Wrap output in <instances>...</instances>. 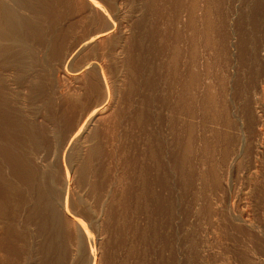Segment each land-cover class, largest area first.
Wrapping results in <instances>:
<instances>
[{
    "label": "rangeland",
    "instance_id": "obj_1",
    "mask_svg": "<svg viewBox=\"0 0 264 264\" xmlns=\"http://www.w3.org/2000/svg\"><path fill=\"white\" fill-rule=\"evenodd\" d=\"M92 1L101 10L22 0L12 7L24 20L20 41H0V81L22 118L15 136L31 124L41 136L24 153L57 193L60 264H264V0ZM107 95L105 112L69 143ZM149 143L168 166L167 186L136 181L129 159ZM19 186L23 196L0 212V264H53L54 230Z\"/></svg>",
    "mask_w": 264,
    "mask_h": 264
},
{
    "label": "bare ground",
    "instance_id": "obj_2",
    "mask_svg": "<svg viewBox=\"0 0 264 264\" xmlns=\"http://www.w3.org/2000/svg\"><path fill=\"white\" fill-rule=\"evenodd\" d=\"M34 1V0H33ZM43 1V0H42ZM89 2V1H88ZM22 3V0H0V41H2L1 39H3V38H9V37H11L13 40H15V39H17L18 41H20L19 39H20V33H19V29H20V27L22 26V24H24V20L22 19V18H20V16L15 12V10L14 9H12V7H13V5H16V6H18V5H20ZM39 3V2H38ZM53 3V2H52ZM220 3V2H219ZM225 3V2H224ZM261 4V3H260ZM90 5L93 7V8H95V9H97V10H101L100 9V6L96 3V1L94 2V1H92V0H90ZM151 5V4H150ZM43 6V5H42ZM50 6H52V5H50ZM49 6V7H50ZM21 7H23V6H21ZM41 8V7H40ZM219 8V7H218ZM43 9V8H42ZM41 9V10H42ZM51 9V8H50ZM157 9V8H156ZM226 9V8H225ZM37 10V9H36ZM45 10V9H44ZM47 10V9H46ZM152 10V9H151ZM43 11V10H42ZM221 11V10H220ZM100 12V11H99ZM151 12V11H150ZM263 12V11H262ZM48 13L49 12H47V14L46 15H48ZM43 14V13H42ZM54 14V13H53ZM148 14V13H147ZM251 15V14H250ZM50 16H52V15H50ZM50 16H48V18L50 17ZM170 16V15H169ZM168 16V17H169ZM241 16V15H240ZM54 17V16H53ZM226 17V16H225ZM27 19V18H26ZM248 19V18H247ZM30 21V20H29ZM244 21V20H243ZM145 23V22H144ZM29 24H31V23H29ZM35 25V24H34ZM55 25V24H54ZM138 25V24H137ZM259 25V24H258ZM33 26V25H32ZM31 26V27H32ZM37 26V25H36ZM39 26V25H38ZM38 26H37V28H38ZM35 27V26H34ZM159 27V26H158ZM36 28V27H35ZM36 28V29H37ZM42 28V27H41ZM40 28V29H41ZM53 28H55L54 26H53ZM111 28V26L107 29V30H105V31H102V32H100L99 33V31H98V33H97V35H96V37H91V38H89V39H87V40H85L83 43H81V44H83V45H88L90 42H91V44L93 43L92 41H95V39L96 40H98V38H101V37H103L107 32H109V29ZM154 28V27H153ZM31 29V28H30ZM46 29V28H45ZM38 30V29H37ZM47 30H48V28H47ZM50 30V29H49ZM53 30L54 29H52V32H53ZM154 30V29H153ZM157 30V29H156ZM23 31V30H22ZM51 31V30H50ZM57 31V30H56ZM112 31V30H111ZM40 32H41V30H40ZM49 32V31H48ZM30 33V32H29ZM110 33V32H109ZM154 33V32H153ZM23 34H24V32H23ZM22 34V35H23ZM32 34V33H31ZM42 34V33H41ZM47 34V33H46ZM46 34H44V35H46ZM21 35V36H22ZM43 35V34H42ZM41 35V36H42ZM51 35V34H50ZM146 35V34H145ZM24 36V35H23ZM22 36V37H23ZM36 36V35H35ZM148 36V35H147ZM42 37H45V36H42ZM11 38L9 39V42H10V40H11ZM41 38V37H40ZM160 38V37H159ZM48 39V38H47ZM56 39V38H55ZM21 40H24V39H21ZM44 40V39H43ZM50 40V39H49ZM100 40V39H99ZM103 40V39H102ZM137 40V39H136ZM142 41V40H141ZM3 42V41H2ZM5 42H7V41H5ZM16 42V41H15ZM15 42H14V44H15ZM25 42V41H24ZM96 42V41H95ZM98 42V41H97ZM19 43V42H18ZM21 43V45H24V43L22 44V42H20ZM19 43V44H20ZM28 44V43H27ZM26 44V45H27ZM30 45V44H29ZM48 45V44H47ZM55 45H56V43H55ZM90 45V44H89ZM31 46V45H30ZM42 46V45H41ZM52 46V45H51ZM50 46V47H51ZM54 46V45H53ZM140 46V45H139ZM182 46V45H181ZM22 47V46H21ZM20 47V48H21ZM31 47H33V46H31ZM44 48L46 47V46H43ZM58 47V46H57ZM80 47H81V45H80ZM145 47V46H144ZM7 48V47H6ZM12 48V47H11ZM82 48V47H81ZM16 49V48H15ZM174 49V48H173ZM10 50V49H9ZM9 50H7V52L9 51ZM147 50V49H146ZM179 50V49H178ZM11 51V50H10ZM15 51H17L18 52V50H14L13 51V53L15 52ZM21 52H22V50H20ZM24 51H25V49H24ZM56 51V50H55ZM174 51V50H173ZM6 52V53H7ZM27 52V51H26ZM46 52V51H45ZM48 53V52H47ZM46 53V54H47ZM55 53V52H54ZM53 53V54H54ZM178 53V52H177ZM23 54V53H22ZM27 54H29V53H27ZM49 54V53H48ZM51 54V53H50ZM15 55V54H14ZM36 55V54H35ZM57 55V54H56ZM165 55V54H164ZM169 55V54H168ZM171 55V54H170ZM1 56V55H0ZM10 56V55H9ZM12 56H13V54H12ZM15 56H18V55H15ZM15 56H13V57H15ZM47 56V55H46ZM45 56V57H46ZM21 57V56H20ZM19 57V59L21 60V58ZM144 57V56H143ZM155 57V56H154ZM30 57H28V59H29ZM31 58H33V57H31ZM170 58H172L171 56H170ZM3 59V58H2ZM25 59L27 60V58L25 57ZM9 60H12V59H10V57H9ZM35 60V59H34ZM40 60H43V58L42 59H40ZM146 60V59H145ZM157 60V59H156ZM173 60V59H172ZM171 60V61H172ZM4 61H6L5 59H4ZM23 61H25V60H23ZM22 61V62H23ZM28 61H30V60H28ZM144 61V60H143ZM160 61V60H159ZM169 61V60H168ZM168 61H166L167 63H168ZM10 62V61H9ZM13 62V61H12ZM17 62H19V60L17 61ZM21 62V61H20ZM19 62V63H20ZM36 62H38V61H36ZM142 62V61H141ZM147 62V61H146ZM24 63V62H23ZM39 63V62H38ZM166 63V64H167ZM15 64V63H14ZM17 64V63H16ZM27 64V63H26ZM146 64V63H145ZM169 64V63H168ZM147 65V64H146ZM145 65V66H146ZM153 65V64H152ZM171 65V64H170ZM14 66V65H13ZM15 66H17V65H15ZM142 66V65H141ZM148 66V65H147ZM164 66V65H163ZM142 67H144V66H142ZM169 67V66H168ZM168 67L167 66H165V68L166 69H168ZM177 67V66H176ZM20 68V67H19ZM150 68V67H149ZM152 68V67H151ZM184 68V67H183ZM17 69H18V67H17ZM22 69H24V68H22ZM33 69V68H32ZM141 69H143V68H141ZM20 70V69H19ZM146 70V69H145ZM148 70H150V69H148ZM176 71H178L177 69H175ZM143 71V70H142ZM180 71V70H179ZM135 72V71H134ZM144 72V71H143ZM150 72V71H149ZM151 72H152V70H151ZM161 72V71H160ZM191 72V71H190ZM23 73V72H22ZM136 73H138V72H136ZM24 74V73H23ZM143 74H145V72L143 73ZM150 74V73H149ZM177 74V73H176ZM181 74V73H180ZM132 75H134V74H132ZM142 75V74H141ZM175 75V74H174ZM25 76V75H24ZM137 75H135V77H136ZM143 76H145V75H143ZM150 76V75H149ZM162 76H164V75H162ZM176 76H178V74L176 75ZM176 76H175V78H176ZM138 77V76H137ZM180 79H181V90H180V93H179V97H178V100H179V102H181V104H183V103H186V101H184V98L186 97V95H185V91H186V78H185V76H181V77H179ZM22 79V78H21ZM150 79V78H149ZM149 79H146V80H149ZM159 79V78H158ZM23 80V79H22ZM137 80V79H136ZM191 80V79H190ZM132 81V80H131ZM130 81V82H131ZM145 82H147V81H145ZM161 82V81H160ZM180 82V81H179ZM190 82V81H189ZM3 83H5V82H3V81H0V137L1 138H4L3 140H5V145L3 144V146H0V212L1 213H3L4 215H8L9 214V212H8V214H6L7 213V210H8V207H9V205L10 204H12V202H13V199L15 200V198H17V197H15V195L16 196H21L18 192H19V190L20 189H17L18 188V185H20V186H23V188H25V190H29L30 191V193H33L32 194V198H33V203L34 204H32V211L34 212V214H35V216H36V219H38L39 220V223H45L47 226H49L50 227V229H52V230H54V233H53V237L54 238H52L53 240H49L50 242H49V245L51 246V247H49L50 249H51V251H52V258H53V261H54V263L53 264H60V262L62 261L61 260V255L63 254H61V252H60V248H63V242L60 240V237H59V235L61 234L62 235V231H60V230H58V227H59V229H60V226H58V224L60 223V215H59V213H58V211H57V209H56V205L53 203V194L55 193V191L50 187V185L48 184V181H46V179H45V175L46 174H43L42 172H41V169L39 170V167L37 168L36 166H34V162H33V160H31V157H29L28 155H26L25 153H24V151L25 150H27V148H29V147H36L37 146V144H38V137L40 136V135H38V132L37 131H35V129L32 127V124H31V128H29V127H26L27 125H25V127H20V129H21V131L24 133V136H23V138H21V137H16L15 136V133H14V127L15 126H17V127H19L20 125H22L21 123H20V121L22 120V118H21V120H19V119H17V118H14L13 117V114H12V112H11V104L9 103V96H8V98H7V96L5 95L6 93H5V91H4V87H5V85L3 84ZM150 83V82H149ZM165 83V82H164ZM99 84V83H98ZM132 84H133V82H132ZM131 84V85H132ZM144 84V83H143ZM142 84V85H143ZM153 84V83H152ZM190 84V83H189ZM4 85V86H3ZM145 85V84H144ZM95 86V85H94ZM134 86V85H133ZM178 86V85H177ZM137 87V86H136ZM135 87V88H136ZM143 87V86H142ZM132 88H134V87H132ZM134 88V89H135ZM146 88V87H145ZM189 88V87H188ZM36 89V88H35ZM142 89V88H141ZM8 90V89H7ZM140 90V89H139ZM177 90V89H176ZM7 92V91H6ZM132 92V91H131ZM148 92V91H147ZM8 93V92H7ZM150 93V92H149ZM10 94V93H9ZM145 96H146V94H145ZM150 96V95H149ZM185 96V97H184ZM11 97V96H10ZM165 97V96H164ZM108 98V95L107 96H105L104 98H103V100L101 101V102H99V105L96 107L95 106V108H93V110L89 113V115L87 116V119L85 120V123H82V125H80V128L78 129V130H76L77 132H75L72 136H71V138H69V143H70V141H72L74 138L75 139H77L78 138V136H81V133L84 131V129H86L89 125H91L94 121H96V119H98L102 114H103V112H105L104 110H105V107H106V99ZM110 99V98H109ZM144 99V98H143ZM176 99V98H175ZM186 99V98H185ZM108 100V99H107ZM181 100V101H180ZM109 101V100H108ZM176 101V100H175ZM132 104V103H131ZM97 105V104H96ZM108 105H109V103H108ZM179 105V104H178ZM17 107V106H16ZM19 107V106H18ZM184 108V107H183ZM18 110V109H17ZM175 111V110H174ZM18 113V112H17ZM139 114V113H138ZM142 115V114H141ZM17 116H19L18 114H17ZM141 120V119H140ZM99 121V120H98ZM32 122V121H31ZM38 122V121H37ZM23 123V122H22ZM25 123V122H24ZM26 124V123H25ZM41 124V123H40ZM94 124V123H93ZM147 124V123H146ZM90 128V127H89ZM15 129H16V127H15ZM34 129V130H33ZM17 130V129H16ZM15 130V131H16ZM18 131H19V129H18ZM55 131V130H54ZM134 131V130H133ZM17 132V131H16ZM18 133V132H17ZM50 133V132H49ZM20 133H18V135H19ZM85 134V133H84ZM21 136V135H20ZM41 138V136L39 137V139ZM65 138V137H64ZM42 139V138H41ZM41 139H40V141H41ZM75 139H74V141H75ZM3 140H1L0 142H2ZM179 140V139H178ZM129 141H130V139H129ZM174 141V140H173ZM125 142V141H124ZM150 142V141H149ZM121 143V142H120ZM1 144V143H0ZM67 144V143H66ZM127 144V143H126ZM69 145V144H68ZM128 145H130V144H128ZM150 147H147L148 149H146V152L144 153L143 152V155L145 154H147V159H146V162H142V161H140V162H142L141 164L140 163H138L139 162V160H141V159H138V157H140V156H142V157H145V156H143V155H139V154H137V155H135L133 158H130L129 160H130V162H132L135 166L133 167V170H134V175H135V177H136V181H139L142 185L140 186V187H143V185H148L149 187H151L152 185H151V183L152 182H156L157 181V179H158V181L160 182V183H162V185H165V186H167V184H168V172H169V170L166 168V167H168L167 165H166V167H165V164H163V162L162 161H160V159H158L159 157H160V155H161V152L160 151H156V150H158V149H154L153 147H152V145H154L155 146V144H151V143H149L148 144ZM100 146V145H99ZM156 146H157V144H156ZM31 147V148H32ZM45 147V146H44ZM48 147V146H47ZM64 147V146H63ZM67 147V146H66ZM183 147V146H182ZM95 148V147H94ZM118 148V147H117ZM137 148H138V146H137ZM137 148H135V149H137ZM144 148V147H143ZM157 148V147H156ZM159 148V147H158ZM139 149H140V147H139ZM104 150V149H103ZM121 150V149H120ZM125 150V149H124ZM161 150V149H160ZM39 151V150H38ZM142 151V150H141ZM94 152H97V151H94ZM137 153V152H136ZM140 153H142V152H140ZM92 154V153H91ZM115 154H117V153H115ZM130 154V153H129ZM125 155V154H124ZM167 155H168V153H167ZM106 157V156H105ZM121 157V156H120ZM128 157V156H127ZM97 158V157H96ZM141 158V157H140ZM125 159H127V158H125ZM128 160V159H127ZM38 161V160H37ZM88 161V160H87ZM36 162V161H35ZM120 162V161H119ZM146 163V164H145ZM140 164V165H139ZM94 165H95V163H94ZM153 165H156L160 170H157L158 172H160V174H159V176L157 177V178H155V180H153V179H151V174H153L152 173V171H154V169H153ZM126 166H127V164H126ZM132 166V165H131ZM96 167V166H95ZM128 167V166H127ZM48 169H50V168H48ZM93 171V170H92ZM129 171V170H128ZM130 171H132V170H130ZM156 171V170H155ZM53 173V172H52ZM130 175V174H129ZM154 175V174H153ZM91 176V175H90ZM133 176V175H132ZM127 178H129V177H127ZM126 178V179H127ZM159 178H160V180H159ZM99 180V179H98ZM132 180H134V179H132ZM51 181V180H50ZM88 181V180H87ZM130 181V180H129ZM135 181V182H136ZM132 181H130L129 182V184L131 183ZM135 182L133 181V184H135ZM138 182V183H139ZM65 184H66V182H65ZM132 184V183H131ZM133 184L131 185V186H133ZM138 185V184H137ZM161 185V186H162ZM19 186V187H20ZM17 187V188H16ZM57 188V187H56ZM64 188H66V187H64ZM63 188V189H64ZM129 188V187H128ZM61 189V188H60ZM130 190V189H129ZM141 189H139V191H140ZM143 190V189H142ZM141 190V191H142ZM146 190V189H145ZM148 190V189H147ZM23 191V190H22ZM26 191V192H27ZM29 191H28V194H29ZM132 191V190H131ZM134 191V190H133ZM136 191V190H135ZM149 191V190H148ZM25 192V191H24ZM26 192H25V194H26ZM20 193H22L21 192V190H20ZM19 194V195H18ZM55 194H57V193H55ZM59 194V193H58ZM30 195V194H29ZM137 195V194H136ZM23 196V195H22ZM26 196V195H25ZM125 196V195H124ZM140 196V195H139ZM22 198V197H21ZM25 198V197H24ZM27 198V197H26ZM29 198V197H28ZM31 198V199H32ZM18 199V198H17ZM30 199V198H29ZM54 199H55V197H54ZM20 200V199H19ZM144 200V199H143ZM22 201V200H21ZM14 202H16V200L14 201ZM13 202V203H14ZM23 202V201H22ZM21 202V203H22ZM29 202V201H28ZM19 203V202H18ZM18 203H17V205H18ZM31 203V202H30ZM20 204V203H19ZM24 205H26V201H25V204ZM29 205V204H28ZM11 206V205H10ZM21 206V205H20ZM63 206V205H62ZM22 207V206H21ZM20 207V208H21ZM25 207V206H24ZM30 207V206H29ZM17 207H15V209H16ZM14 211V210H12V209H9V211ZM23 210H25V209H23ZM29 210H30V208H29ZM59 210V209H58ZM19 211H20V209H19ZM27 211H28V209H27ZM6 212V213H5ZM15 212V211H14ZM22 212V211H21ZM26 212V211H25ZM18 213V212H17ZM27 213V212H26ZM11 214V213H10ZM21 214L22 213H20V216H21ZM9 216H11V215H9ZM13 216V215H12ZM15 216V215H14ZM63 216V215H62ZM1 217V216H0ZM6 217V216H5ZM23 217H24V213H23ZM27 217V216H26ZM3 218V217H2ZM13 218V217H12ZM35 218V217H34ZM72 218H74V217H72ZM4 219V218H3ZM3 219H1L0 221L2 222V220ZM6 219H8V217L6 218ZM16 219V218H15ZM19 219V218H18ZM18 219H16V220H18ZM21 220H23L22 218H21ZM27 220H28V218H27ZM27 220H25V221H27ZM30 220V219H29ZM64 220V219H63ZM74 220H76V219H74ZM248 220V219H247ZM9 221V220H8ZM13 221V220H12ZM79 221V220H78ZM77 221V223H79ZM20 222V221H19ZM24 222V221H23ZM22 222V223H23ZM76 222V221H75ZM6 223H7V225H9V222H7L6 221ZM6 223L4 224V226L6 225ZM10 223H11V221H10ZM14 223H17L16 221H14ZM31 223V222H30ZM29 223V224H30ZM33 223V222H32ZM38 223V222H37ZM38 223V224H39ZM12 224V223H11ZM21 224V223H20ZM27 224V223H26ZM36 223H34V225H35ZM76 224V223H75ZM74 224V225H75ZM16 225V224H15ZM24 225H25V222H24ZM33 225V224H32ZM33 225V226H34ZM37 225V224H36ZM35 225V226H36ZM61 225V224H60ZM78 225V224H77ZM12 226L13 225H9V226H7V229H8V231H10L11 229H12ZM26 226V225H25ZM25 226H23V228L25 227ZM42 226V225H41ZM13 227H15V226H13ZM18 227V226H17ZM21 227H22V225H21ZM38 227H39V225H38ZM38 227H37V229H38ZM49 227H47V229L49 228ZM79 227V226H78ZM2 228V227H1ZM16 228V227H15ZM31 228V227H30ZM36 228V227H35ZM41 228V227H40ZM39 228V229H40ZM80 228H81V226H80ZM79 228V229H80ZM4 229V228H3ZM6 229V230H7ZM14 229V228H13ZM26 229H27V227H26ZM32 229V228H31ZM30 229V230H31ZM43 229V228H42ZM45 229V228H44ZM49 229V230H50ZM83 229H85L84 228V226H83ZM2 230V229H1ZM17 230V229H16ZM18 230H20V228L18 229ZM28 230H29V228H28ZM33 230V229H32ZM51 230V231H52ZM7 231V232H8ZM21 231V230H20ZM22 231H24V230H22ZM26 231V230H25ZM37 231V230H36ZM35 231V232H36ZM39 231V230H38ZM79 231V230H78ZM17 232V231H16ZM30 232V231H29ZM28 232V233H29ZM41 232V231H40ZM39 232V233H40ZM83 232V231H82ZM81 232V233H82ZM9 233V232H8ZM17 233H19V232H17ZM32 233V232H31ZM45 233V232H44ZM47 233V232H46ZM84 233V232H83ZM86 233V232H85ZM5 234V233H4ZM11 234V233H10ZM19 234H22V233H19ZM26 234H27V232H26ZM35 234V233H34ZM2 235V234H1ZM7 235V234H6ZM12 235H14L13 233H12ZM16 235V234H15ZM15 235L13 236V237H15ZM36 235V234H35ZM39 235V234H38ZM44 235V234H43ZM46 235V234H45ZM49 235V234H48ZM79 235H80V232H79ZM81 235H83V234H81ZM27 236V235H26ZM25 236V237H26ZM33 237V236H32ZM43 237V236H42ZM48 237V236H47ZM63 237V236H62ZM75 237V236H74ZM83 237V236H82ZM1 238H3V237H1ZM18 238V237H17ZM21 238V237H20ZM46 238V237H45ZM66 238V237H65ZM6 239H7V236H6ZM11 239V238H10ZM32 239H34V238H32ZM48 239H50V238H48ZM86 239V238H85ZM77 240H78V238H77ZM88 240V239H87ZM86 240V241H87ZM33 241V240H32ZM84 241V240H83ZM1 242V241H0ZM6 242V241H5ZM24 242H25V240H24ZM65 242V241H64ZM77 242V241H76ZM14 243H15V241H14ZM29 243V242H28ZM33 243V242H32ZM35 243V242H34ZM41 243V242H40ZM39 243V244H40ZM44 243H46V242H44ZM6 244V243H5ZM5 244H3V245H5ZM9 244V243H8ZM27 244V243H26ZM77 244V243H76ZM83 244V243H82ZM10 245V244H9ZM25 245V244H24ZM34 245V244H33ZM44 245V244H43ZM2 246V245H1ZM0 246V247H1ZM11 246V245H10ZM12 247H13V245H12ZM16 247V246H15ZM22 247V246H21ZM30 247H31V245H30ZM29 247V248H30ZM36 247V246H35ZM44 247H45V245H44ZM47 247V246H46ZM4 248H6V247H4ZM3 248V249H4ZM9 248H11V247H9ZM29 248L27 249V251L29 250ZM32 248V247H31ZM52 248H55V250L53 251V249ZM87 248V247H86ZM15 249V248H14ZM13 249V250H14ZM40 249V248H39ZM75 249V248H74ZM90 249V248H89ZM12 250V249H11ZM30 250H32V252H34V250L33 249H30ZM44 250V249H43ZM76 250V249H75ZM6 251V250H5ZM8 251V250H7ZM15 251V250H14ZM62 251H63V249H62ZM66 251V250H65ZM93 251V250H92ZM91 251V253L90 254H92L93 252ZM2 252H3V250H2ZM11 253H12V251H10ZM47 252H49V251H47ZM47 252H46V254H47ZM55 252V253H54ZM8 253V252H7ZM39 253V252H38ZM37 253V254H38ZM41 253V252H40ZM74 253V252H73ZM28 254V253H27ZM34 254H36V250H35V253ZM64 254H66V253H64ZM2 255H3V253H2ZM6 255V254H5ZM89 255V254H88ZM7 256V255H6ZM31 256V255H30ZM34 256V255H33ZM32 256V257H33ZM50 256H51V254H50ZM63 256H65V255H63ZM42 257H44V256H42ZM89 257V256H88ZM87 257V258H88ZM90 257H92L91 255H90ZM1 258V257H0ZM4 258V257H3ZM48 258H50V257H48ZM51 258V259H52ZM65 258V257H64ZM2 259V258H1ZM8 259H10V258H8ZM30 259H31V257H30ZM38 259V258H37ZM42 259V258H41ZM91 259H93V258H91ZM66 260H68V259H66ZM3 261V260H2ZM5 261V260H4ZM7 261V260H6ZM5 261V262H6ZM22 261V260H21ZM42 261V260H41ZM44 261V260H43ZM47 261V260H46ZM52 261V260H51ZM90 261V260H89ZM40 262V261H39ZM74 262V261H73ZM87 262H88V260H87ZM33 263V262H32ZM64 263V262H63ZM92 264L94 263V260H93V262H91ZM3 264H4V262H3ZM22 264H23V262H22ZM49 264H52V263H49ZM88 264V263H87Z\"/></svg>",
    "mask_w": 264,
    "mask_h": 264
}]
</instances>
